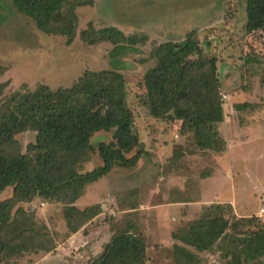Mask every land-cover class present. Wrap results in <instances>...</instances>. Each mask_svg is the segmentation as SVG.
I'll return each mask as SVG.
<instances>
[{
  "label": "rangeland",
  "instance_id": "1",
  "mask_svg": "<svg viewBox=\"0 0 264 264\" xmlns=\"http://www.w3.org/2000/svg\"><path fill=\"white\" fill-rule=\"evenodd\" d=\"M77 1L85 3L76 9L77 36L69 46L67 38L41 32L16 10L14 0H0V67L5 70L0 83H10L0 102L42 84L54 90L70 88L86 71L118 70L126 78L129 107L146 154L134 168L116 167L87 187L76 206L83 210L100 204L102 213L76 234L67 227L63 204L43 199L19 204L14 213L21 207L32 214L37 225L46 227L54 246L50 252L26 251L8 264L88 263L129 223L144 236L147 264H175L173 249L181 243L173 234L198 219L205 206L216 203L233 207L229 233L239 232L243 218L256 217L264 225V32H246V0ZM109 27L144 39L135 52H123L115 60L110 56L112 43L90 45L81 38L90 28ZM190 33L197 36L206 56L218 60L225 113L219 132L227 140L222 153L197 151L180 122L157 121L143 104V77L156 65L153 52L166 42L182 43ZM249 35L258 43L245 47ZM245 49L257 58L247 62ZM247 102L254 107L236 110V105ZM17 139L26 152L35 137L29 132ZM112 139L113 133L92 138L94 153L84 171L102 165L98 146ZM176 151L186 155L175 162ZM11 196L12 190H7L0 201ZM224 246L200 254L201 264H234ZM257 264H264V258Z\"/></svg>",
  "mask_w": 264,
  "mask_h": 264
},
{
  "label": "trees",
  "instance_id": "2",
  "mask_svg": "<svg viewBox=\"0 0 264 264\" xmlns=\"http://www.w3.org/2000/svg\"><path fill=\"white\" fill-rule=\"evenodd\" d=\"M84 3L14 0L16 10L33 20L41 32L65 37L69 46L77 36L76 9ZM246 15V32H264V0H246ZM81 38L90 45L112 43L115 48L110 56L115 60L123 52H135V45L144 39L127 37L116 27L90 28L81 33ZM245 40V47L258 43L252 35ZM244 54L247 62L257 58L246 49ZM152 58L156 65L143 77V104L151 117L180 122L184 134L193 137L197 151L224 152L227 142L220 135L219 125L225 113L217 58L204 54L194 33L180 44H161ZM4 73L0 67V78ZM9 84L0 83V97ZM252 104H238L235 108L242 111L253 108ZM29 132L35 140L25 152L17 136ZM98 133H113V139L98 146L102 165L86 172L84 166L94 153L91 140ZM145 154L135 128V114L129 107L126 78L118 70L86 71L70 88L54 90L42 84L35 91H17L2 100L0 197L7 190H12V196L0 201V264H8L26 251L53 250L44 225H37L32 214L21 207L14 213L19 204L36 199L63 204L67 227L76 234L102 213L100 204L83 210L76 206L87 187L116 167L134 168ZM185 155L176 151L173 160ZM232 214L230 204H211L203 208L198 219L181 226L173 234L181 243L173 249L175 264H201L200 254L223 248L221 244L228 248L234 264H257L263 259L264 225L256 217L243 218L237 225L239 232L229 233L234 226ZM146 252L144 236L129 223L112 236L100 255L85 264H147Z\"/></svg>",
  "mask_w": 264,
  "mask_h": 264
},
{
  "label": "crops",
  "instance_id": "3",
  "mask_svg": "<svg viewBox=\"0 0 264 264\" xmlns=\"http://www.w3.org/2000/svg\"><path fill=\"white\" fill-rule=\"evenodd\" d=\"M225 120V119H224ZM224 123V122H223ZM244 132H247V130H244ZM261 135H264V134H261ZM233 136V135H232ZM258 137H260V135L258 136H256V138L255 139H257ZM242 140H244V139H242ZM227 141V140H226ZM244 141H247V140H244ZM252 141V140H251ZM261 216H264V213L263 212H261Z\"/></svg>",
  "mask_w": 264,
  "mask_h": 264
},
{
  "label": "built area",
  "instance_id": "4",
  "mask_svg": "<svg viewBox=\"0 0 264 264\" xmlns=\"http://www.w3.org/2000/svg\"><path fill=\"white\" fill-rule=\"evenodd\" d=\"M264 213V212H263Z\"/></svg>",
  "mask_w": 264,
  "mask_h": 264
}]
</instances>
